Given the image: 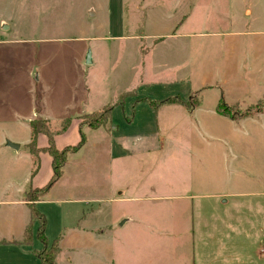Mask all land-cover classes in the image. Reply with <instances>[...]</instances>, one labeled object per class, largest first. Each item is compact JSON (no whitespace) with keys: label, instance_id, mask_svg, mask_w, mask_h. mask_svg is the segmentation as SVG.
<instances>
[{"label":"rangeland","instance_id":"obj_1","mask_svg":"<svg viewBox=\"0 0 264 264\" xmlns=\"http://www.w3.org/2000/svg\"><path fill=\"white\" fill-rule=\"evenodd\" d=\"M0 72V139L24 140L32 120L85 135L41 196L27 186L43 185L45 161L28 182L25 148L0 153V264H41L29 203L58 240L55 264H189L191 194L264 190V0H0ZM176 97L187 104H156ZM105 106L110 121L89 128ZM68 129L61 146L76 142ZM127 186L102 221L98 194ZM121 215L142 223L102 232Z\"/></svg>","mask_w":264,"mask_h":264},{"label":"crops","instance_id":"obj_2","mask_svg":"<svg viewBox=\"0 0 264 264\" xmlns=\"http://www.w3.org/2000/svg\"><path fill=\"white\" fill-rule=\"evenodd\" d=\"M1 86L2 77L0 72V89ZM201 100L197 101L193 108L194 116H196ZM5 114V110L3 111L0 107V128L1 121H5L8 118ZM211 114L219 116L216 110L213 109ZM27 119H31V116ZM25 124L26 127L29 128V134L24 140H18L12 132H7L6 129L1 133L0 153L4 155L10 153L12 150L17 151L21 147L25 148V151L28 152L27 156L29 162L24 176L28 177V182H33V179L39 176L38 162L45 161V164L50 170L48 169V176L45 178L43 185H38L35 180L34 183L27 186V188L31 186V188L41 187L48 182L52 175L50 155L47 152L43 153L41 152L42 150H39L46 147V137L44 135H38L35 138L36 151L32 152L29 145L32 139L31 127L27 123ZM73 125L76 129V142L71 145H75L80 140L78 124L71 123L68 128L70 126L73 127ZM68 128L61 134H56L53 137L54 145L58 149L69 146V144H62L64 146H61L58 142L62 134L69 130ZM113 130L115 129L111 131ZM111 133L112 132H110V135ZM113 134L114 133H112V135ZM141 138L142 139L138 140V142L143 144L147 141L144 137ZM8 143H15L19 146L18 148H14L9 146ZM132 143L135 144L133 141ZM115 147L118 148L117 145H115ZM126 147L127 148L123 150L130 153L131 149H128V147H131V145L128 143ZM123 150L119 151L123 152ZM123 154H126V152H123ZM114 155L115 152L109 149V156L113 159ZM33 157L36 161V168L34 167ZM236 180H238V184L242 183L241 179L236 178ZM263 180L259 182L264 184ZM227 181L228 179H226V182ZM127 188L128 186L122 189H115V195H110V193L104 194L102 191L98 194L97 202L99 203L98 208L100 210L98 216L100 214L103 217L102 221L106 220L104 216L109 213V211L104 209V204L109 201H119V197L126 192ZM25 189L26 188H24V190ZM221 190L222 192H220ZM221 190L212 192V194H204V192L193 193V196L192 194L190 196V201L187 204V213L191 215L189 230L192 239L190 247L192 256L189 264H264V253L261 254V252L258 251L261 245L260 242L262 241L261 232L264 230V190L254 195L252 193L247 194L245 192L236 191V187L233 188L234 192H228L227 190L223 192L224 189ZM203 200H205V202ZM137 220L135 215H121L115 220L114 224H108L105 221L102 225V232L107 229L111 230L115 227H123L129 223H138L139 220ZM139 222L142 223L141 221ZM26 225L27 223L24 224L22 228V234ZM15 241L20 243L23 247L27 245V243L23 241V235L19 236Z\"/></svg>","mask_w":264,"mask_h":264},{"label":"trees","instance_id":"obj_3","mask_svg":"<svg viewBox=\"0 0 264 264\" xmlns=\"http://www.w3.org/2000/svg\"><path fill=\"white\" fill-rule=\"evenodd\" d=\"M129 94L126 93V94H124V96H127ZM144 100L151 101V104L153 101V100H150L147 98ZM166 103L187 104L186 102H183L181 99H179L177 97L160 100L156 104L160 105V104H166ZM112 110H113L112 106H105L103 109H101L99 111H93L91 113L85 114L84 115V121H86L89 128H94V129L98 128L99 126L103 125L104 123H107L110 121V115H111ZM218 110H219V108H218ZM30 126H31V132H32V139H31V142L29 143L31 151L32 152L36 151V149H35V138H36L37 132L43 131L44 133H46L49 144L46 147L41 148L39 150H43L51 156V166H52V175H51L50 179L48 180V182L43 187L35 190L36 192L33 193V197H35V193H37V192L39 193L40 196L42 194H46L49 191V189L59 180V178L62 176V173H63L62 166L66 163L68 153L69 152H75L76 150H78L81 147V145L85 141V135H84L83 131L81 130V128H79L80 140L78 141V143H76L75 145L66 146L62 149H58L54 145L53 136L49 135V134L47 135L46 129H41V127H39L38 123L35 122L34 120L30 121ZM35 200H38V199H35ZM28 206L30 208V213H31L32 219L40 217L39 219L42 222V224L38 227L37 233H36L37 238L42 243V248L39 250H36L35 252H36L41 264H55V257L57 255L58 250H59L58 240L56 238L51 243L47 242L46 236L44 234L43 218L38 213V210L36 209L34 203H29ZM32 219H31V221H32ZM31 221L26 225L24 232H23V238L26 239V241H24V242L27 244H30L32 242V237L29 234V231L31 230V226H32V222H33V221L32 222Z\"/></svg>","mask_w":264,"mask_h":264},{"label":"water","instance_id":"obj_4","mask_svg":"<svg viewBox=\"0 0 264 264\" xmlns=\"http://www.w3.org/2000/svg\"><path fill=\"white\" fill-rule=\"evenodd\" d=\"M85 60L86 63H91L92 59H91V52L90 50L87 51L86 56H85ZM9 146L14 147V148H18V144L15 143H8Z\"/></svg>","mask_w":264,"mask_h":264}]
</instances>
